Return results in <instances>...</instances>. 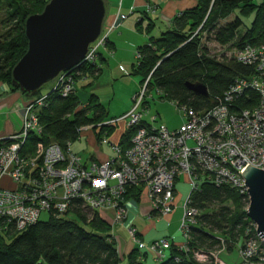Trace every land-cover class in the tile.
I'll use <instances>...</instances> for the list:
<instances>
[{
  "label": "built area",
  "instance_id": "2783aa9c",
  "mask_svg": "<svg viewBox=\"0 0 264 264\" xmlns=\"http://www.w3.org/2000/svg\"><path fill=\"white\" fill-rule=\"evenodd\" d=\"M156 8L149 5L153 12ZM127 18L119 14L116 23L102 29L82 63H96L99 49L107 45L110 32ZM140 57L137 51V59ZM236 58L253 66L254 74L237 79L209 109L197 111L172 102L182 114L183 123L179 128L172 129L164 123L158 127L142 125L144 108L141 107L147 102L151 76L142 85L127 114L100 123L97 128L94 125L82 127L81 135L90 131L95 136L94 129L100 131L105 124L123 126L118 140L111 143L115 155L101 161H83L73 150L72 142L66 146L58 142H38L34 153H29L26 150L28 138L42 129L38 112L46 104L47 96L33 97L22 110L16 105L6 117L10 120L16 113L20 126L0 137V231L19 232L42 219L44 212L77 219L72 211L77 201L100 216L103 210L113 209L115 221L122 223L129 215L127 193L132 186L148 195L152 207L150 219L169 217L177 209L176 183L184 175L192 191L182 203L179 231L185 242L177 245L188 252L191 227L198 224L202 213L194 205L192 192L208 181L248 194L243 172L248 165L264 169V43L246 45L236 52ZM55 82L54 88L64 96L78 91L75 77L69 71L62 72ZM247 89L257 91L260 102L253 107L237 106L236 100ZM157 118L152 116V121ZM134 126L139 127L130 146L123 148L121 137ZM97 143L109 144L110 140L107 136ZM128 231L140 251L151 253L158 261L165 259L172 249L174 237L146 243L133 225L128 226ZM227 240L221 238L222 246L217 251H194V259L198 264H228L220 256L228 250ZM236 245L240 256L237 264H264V237L259 235L256 223L251 222Z\"/></svg>",
  "mask_w": 264,
  "mask_h": 264
},
{
  "label": "trees",
  "instance_id": "16d2710c",
  "mask_svg": "<svg viewBox=\"0 0 264 264\" xmlns=\"http://www.w3.org/2000/svg\"><path fill=\"white\" fill-rule=\"evenodd\" d=\"M48 0H0V83H8L13 91H21L13 84V69L28 50L26 20L30 15L43 12ZM244 14L255 12L251 27L241 33L243 19L235 11ZM138 27L149 33L154 20ZM205 35H207L205 37ZM213 39L236 51L248 44L264 43V1L254 0H197V5L176 15L160 35H151L149 42L137 50L136 72L142 85L151 76L148 93L156 88L161 99L187 106L197 111L214 106L239 78L254 74V68L238 61L236 56L217 60L209 52L205 39ZM96 63H81L69 70L75 81L87 71L99 75ZM187 82L203 83L209 96L196 94L188 89ZM42 89V88H41ZM41 89L29 96H39ZM26 94V93H25ZM46 104L38 112L41 131L33 132L27 142V151L34 153L38 142H58L66 146L81 137L80 129L87 125L96 128L107 122V110L96 94H90L82 106L78 91L67 96L54 87L46 94ZM239 107H253L260 102V95L253 89L236 100ZM142 125H145L144 121ZM139 126L131 127L121 137L123 148ZM114 125L94 129L97 141L104 135L111 136ZM138 187L128 190V197L140 200ZM194 205L202 210L197 225L191 227L189 251L181 250L173 243L169 255L157 264H198L194 251L211 253L222 246L221 238L227 240L231 250L239 237L251 224L248 211L249 196L229 186H216L204 181L199 190L192 192ZM229 202H233L232 209ZM218 205L217 209L213 206ZM72 211L76 218L55 217L40 219L27 228L15 232L10 240L0 242V264H123L117 242L111 233V225L97 212L75 202ZM142 254L134 249L128 255L129 264H144Z\"/></svg>",
  "mask_w": 264,
  "mask_h": 264
},
{
  "label": "water",
  "instance_id": "95a60500",
  "mask_svg": "<svg viewBox=\"0 0 264 264\" xmlns=\"http://www.w3.org/2000/svg\"><path fill=\"white\" fill-rule=\"evenodd\" d=\"M105 17V0H50L43 12L26 20L28 50L13 69V84L34 95L62 72L80 65L101 35ZM186 86L209 96L203 83ZM243 176L250 197L248 216L264 237V169L248 165Z\"/></svg>",
  "mask_w": 264,
  "mask_h": 264
},
{
  "label": "crops",
  "instance_id": "0c3cea01",
  "mask_svg": "<svg viewBox=\"0 0 264 264\" xmlns=\"http://www.w3.org/2000/svg\"><path fill=\"white\" fill-rule=\"evenodd\" d=\"M105 5L106 17L103 24L104 30L118 21L117 19L119 14H125L128 16V18L126 20L120 21L117 27H115L110 32L107 45L99 49L98 58L100 59L101 63H128L133 58V52H135V50L137 51L140 46L148 43L151 35H160L161 32L170 25L172 19L176 15L180 14L182 11L188 8L195 7L197 5V0H105ZM149 5L157 6L154 12L149 9ZM150 19L154 20L155 24L152 26L149 33L143 32L138 27V23L141 21L143 22V26H146V24L151 21ZM96 65L102 69L100 63L96 62ZM90 76L96 77V75H91V73L87 71L85 74H82L77 79V81H87ZM47 93H40L39 95H46ZM90 94H96L99 101L105 106L101 95H98L96 92H91ZM89 96L87 97L86 102L88 101ZM33 97L36 96H29L21 91H13L11 90V87L8 83H0V127L2 128V125L5 126V128H0V137L15 131L20 126V124L9 120L6 117V113L14 111L16 105L18 104L20 110H22L23 106ZM145 105L147 106V104ZM172 105L175 106L173 103ZM105 108L107 110L108 119L109 110L106 106ZM129 111H127V113ZM144 116L143 121L145 125H153L154 122L158 121L157 118V120L152 121L151 124V122L144 119ZM153 116L159 117L160 113H157V115ZM180 119L181 120L173 124H169V127L172 129L179 128L183 123V118L181 116ZM95 140L97 142L96 137ZM78 155L81 156L80 154ZM112 155L113 154L107 155L99 152L98 156L95 157L91 155L89 160L85 162L90 163L95 159L98 161L105 160L109 157H112ZM128 208L129 215L122 223H118L115 221L116 213L113 209H105L101 212V217L105 219L112 227L111 233L116 239L119 253L123 258V264H129L128 255L131 251H133L134 249H138L140 251L138 245L132 240L129 235L128 226L133 225L139 232L140 237L146 243H149L150 241L158 240V238L151 236V232L157 227V224L161 222L160 219H162V217H154L152 219L149 218V215L152 214V207L149 197L146 193L141 194L139 201H135L132 198H129ZM177 210L178 207L171 216L166 218L170 220L175 215H177V218L180 221L182 213L180 212L179 214L178 212H176ZM173 236L166 234L163 237ZM173 243L179 245L182 242H175L174 237ZM142 254H146L147 256V253L145 251H142ZM146 256L142 258L143 261Z\"/></svg>",
  "mask_w": 264,
  "mask_h": 264
},
{
  "label": "rangeland",
  "instance_id": "374dc122",
  "mask_svg": "<svg viewBox=\"0 0 264 264\" xmlns=\"http://www.w3.org/2000/svg\"><path fill=\"white\" fill-rule=\"evenodd\" d=\"M49 1L50 0H48V2ZM263 1L264 0H254L256 4H260ZM237 14L244 21V24L240 29L241 33H243L248 27L252 26L256 14L255 12L244 14L240 12L239 9H237L234 13V15ZM206 36L207 35H205V37ZM204 39L206 45L208 46L210 54L214 56L217 60L224 61L226 60V58H231L233 55L236 56V49H233L230 46H223L214 41L213 39ZM137 60L138 59L136 50L135 52H133V58L128 63H101L100 59L97 58L96 62L100 63V65L102 66V71L100 72V74L96 77L90 76L87 81L78 80L75 83V86L78 89L82 106H85V102L89 94L91 92H96L98 95L102 96V100L104 101L103 103L109 110V118L107 121H111L112 118L117 119L121 116H124L127 111L132 109L135 104L136 96L142 90V77L136 72ZM55 84V80L46 83L42 87L41 93H47L50 89L54 87ZM146 101L148 102L146 103L147 106L144 105L143 107H141L142 110L144 108L145 120L151 122L152 124V116L157 115V113H160L158 121L153 123L154 126L158 127L162 123L169 126V124H173L181 120V112L175 106L172 105V102L165 99H161L160 94L156 88L149 91L148 95L146 96ZM10 120L14 121L17 124H20L19 116L16 113L11 116ZM2 128H5V126L2 125ZM121 128L122 125H118L114 134L108 137L110 140L109 144L97 143L92 132L85 131L82 133L79 139L72 142V148L75 152L81 155L83 161H88L91 155L95 157L98 156L99 152L107 155L113 154V157L115 155V152L111 143L118 140L117 137L120 133ZM104 137L107 136L104 135L102 138ZM176 189L178 191V210L176 212L180 214V212L182 213V203L191 193L192 186L188 179L184 175H182L176 183ZM228 204L232 209H234L235 205L233 202H229ZM249 205L250 201L245 207L247 211ZM218 207V205L213 206V208L215 209H217ZM41 217L45 220L48 218V214L44 212ZM160 220L161 222H159L157 224V227L151 232L152 237L161 239L164 235L169 234L170 236L174 235L173 237H175V242H185L184 235L179 231L180 221L178 220L177 215H175L170 220L166 217H163ZM15 234L0 231V242L3 240L10 241L15 236ZM220 256L228 264H237L240 260L238 246H234V248L231 250H224L220 254ZM157 263L158 260H156L151 253H148L146 258L144 259V264Z\"/></svg>",
  "mask_w": 264,
  "mask_h": 264
}]
</instances>
